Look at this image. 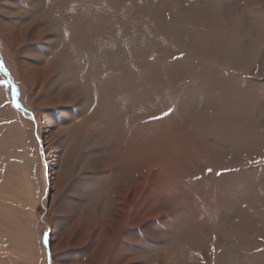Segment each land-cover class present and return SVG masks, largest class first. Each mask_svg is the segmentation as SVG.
I'll return each mask as SVG.
<instances>
[{
  "label": "rangeland",
  "instance_id": "rangeland-1",
  "mask_svg": "<svg viewBox=\"0 0 264 264\" xmlns=\"http://www.w3.org/2000/svg\"><path fill=\"white\" fill-rule=\"evenodd\" d=\"M4 1L0 0V10L4 11L2 18L13 27L20 28L42 15L39 0H18L10 5H3ZM47 1L53 0H44L43 8ZM131 1L62 0L65 8L52 6L45 10L44 29L47 26L57 28L55 34L49 35L56 43L47 44L52 52L50 56L58 49V40H62L64 34L85 32L89 23L117 9L109 8L106 11L108 5L120 6L132 12L130 10L135 11V6L150 7L163 2ZM175 1L188 9L211 5L218 12L221 10L213 25H219L215 26L218 29L216 35L225 38L229 44L227 51L232 56L229 63H221L215 58H205L187 51L180 53L184 50L183 46L175 43L173 35L162 30L154 32L151 28L155 27L154 20H145L152 38L159 40L162 47L152 51L151 55L146 50L148 57L144 65L136 66L134 69L137 73L129 77L131 82H136L135 86L126 94L128 98L150 96L151 108L155 113L164 110L159 120H166L168 124H154L145 128L143 123L144 129L140 130L139 135V130L126 129V139L123 136L120 144L116 137L107 140V126H100L101 119H104L101 116L87 132L84 141L73 148L75 151L70 150L75 143L69 129L76 123L78 126L80 117L84 116L83 112L81 115L77 113L76 107L68 117L63 115L67 111L66 106L45 108L49 118L43 117V125L39 126L41 121L38 120L37 111L29 104L32 102L30 87L26 88L19 80L21 72L17 62L28 45L11 47L0 39V264H53L56 256H69L66 264L90 262L88 250L92 248L102 225L116 216L115 207H122L127 212H123L122 217L126 218L118 233L125 246L126 264H178L185 261L184 253L171 254L167 259H162L158 251L167 245L175 215L187 210L190 214L200 210L203 220L207 222L214 216L223 215V220L228 223L229 213H234L238 221L242 211H248L253 222V231L242 229L237 232L232 229L234 239L223 238L224 242H236L235 259H232L231 251L223 247L216 249L211 245L225 231H216L207 223L204 227L206 232L202 235V249L210 244V250L207 253L203 250L191 253L196 256L198 264H222L221 261L223 264H243L242 259H247L248 264H264V243L257 240V237H264V67L260 64L264 49L253 59L249 48L256 30H247L245 38L240 34L241 28L230 27L226 13H223L227 6L239 4L243 12L242 21L247 18L264 27V0H253L255 6L251 8L248 7V0ZM166 17L165 22L168 20ZM123 21L131 22V19L125 17ZM11 30L8 28L3 33L16 37ZM46 36H43V46H46ZM163 46H168L173 54L179 52L177 57L181 58L172 60V54H167ZM43 56L44 61L46 53L43 52ZM230 59H233L232 63ZM132 66L135 67V63ZM192 108L195 113L201 112L203 119L209 122L185 126L183 117ZM172 120L181 122L184 130L176 129ZM153 123H157V120ZM154 126L155 129L151 131ZM196 126L213 137L203 144ZM188 134H193L198 141L187 138ZM188 144L193 145L186 149L188 154L180 151ZM214 145L216 150L210 149L214 152L218 150L221 160L219 165L211 167L207 147ZM184 156L188 161L195 158L203 163L205 160L209 164L205 173H196L194 177L189 172L180 171L177 165L185 169L181 163ZM149 171L155 172L153 177L158 179L159 184L154 209L158 215L150 222L154 226L152 237L144 232L145 227L134 225L132 220L134 208L142 212L145 194L153 188L152 181L143 177ZM136 181L145 184V194L140 203L133 204L132 199L140 187L137 184L132 190L130 187ZM128 190L126 202L123 203L119 193ZM55 234L61 236L64 245L58 255L51 252V245L57 244ZM186 249L190 250L187 246ZM218 255L221 256L219 261ZM188 263L192 261L185 262Z\"/></svg>",
  "mask_w": 264,
  "mask_h": 264
},
{
  "label": "bare ground",
  "instance_id": "bare-ground-1",
  "mask_svg": "<svg viewBox=\"0 0 264 264\" xmlns=\"http://www.w3.org/2000/svg\"><path fill=\"white\" fill-rule=\"evenodd\" d=\"M15 1L18 0H5L3 5H10V3L14 4ZM27 1L29 2V0ZM39 1L41 2L39 4L41 10L43 9L42 13L40 12L42 15L35 17L32 21L25 23L20 28H17V26L13 27L10 23L6 22L2 18L4 11L0 10V39L11 47L28 45L20 54V59L17 62L19 71L21 72L19 80L22 84H25V87H30L29 91L32 96V102L29 104L35 107L37 111L38 120L41 121L40 123L38 122L39 126L43 125V117L49 118L47 116L48 112L44 111L45 108L61 105L66 106L67 111L65 110V112H63L65 117H68L70 112H74V107L77 108L76 111L79 115L83 112L84 116L80 117L78 121L79 125L77 126L76 123L69 129V131H71L70 136L72 137V141L75 143L72 144L70 150L73 148L75 149L79 143L81 144V142L84 141L83 139L87 132L100 120L101 116H103L104 119H101L102 122L100 126H107V140H112L116 137L119 144L123 142V136L126 139V129L140 131L144 129L143 123H145V128L151 127L154 124H168L166 120L160 122L159 119L161 116L159 115L162 114L164 110L155 113L153 108H151L153 104L150 102V96L145 95L147 98H143L141 95H136L128 98L126 94L130 91L131 87L135 86L134 84L136 82H131L129 77L137 73V70L134 69L136 66L142 67L144 65L148 57L147 54H145L146 50L148 49L150 51L148 53L151 55L154 51L162 47L159 40L152 38L153 36L150 33L148 25L145 24V20H154L155 27H151L154 32L156 30H162L165 31L164 33L166 34L169 32L168 35H173L175 43L177 45L181 43L180 45L183 46L182 48L184 50H181L180 53H185V51H187L193 55L215 58L221 63H229V58L232 56V53L227 51V49H229V44L225 38L220 37L219 34L216 35V33H218L216 27H219V25L216 24V27L213 25V22L217 19V15L221 14V10L218 12V10L211 5L190 7V9H188L186 6H181L178 1L162 0L163 2L160 3V5H155L154 3L150 7L135 6L134 9L136 10H130L132 12H128V10L120 6L115 7L114 5L110 7L108 5L105 9L106 11H108L109 8L117 9L113 12L108 11L109 14L106 16L99 17L95 19L94 22L89 23L85 32L64 34L62 36L63 39L58 40L60 41V43H57L59 46H56L58 49L51 57L50 55L52 52L48 45H53L54 39L49 35L50 33L55 34L54 32H57V28L54 29L55 27L53 28V26L51 28L47 26V29H44L43 12L45 10L48 11L52 6L60 8L65 7L61 4L62 0L47 1L44 8V0ZM248 1V7L251 8L255 6L253 0ZM131 2H133V0ZM135 2L134 0V3ZM122 3L124 4L123 1ZM256 6L258 5L256 4ZM130 8H132V6ZM223 13H226L225 18L231 23L230 27L241 28L240 34L244 35L245 38L247 30L251 28L256 30V34L251 38L249 48L252 52V58L254 59L258 52L264 49V31H261L264 27H261L259 23L251 22L247 18L242 21L241 17L243 16V12L239 4H233L231 7L227 6ZM14 14H12V16ZM213 15L216 16L213 17ZM125 17H130L131 22L128 21L124 23L123 18L125 19ZM164 17L171 23L168 22V24H166L167 21H164ZM224 27L229 26L224 25ZM8 28L12 29L11 31L14 32L16 37L11 34V36H7L3 33L4 30H8ZM45 34H47L46 46H43L42 40ZM240 34L239 38L241 37ZM167 47L164 48L163 46V50L165 52L167 51V54H172L170 56L172 60L181 58L177 57L179 52L173 54ZM244 50H248V48H244ZM43 52L46 53L44 61ZM256 58L260 57L257 56ZM232 61L233 59H230V63H232ZM132 63H135V67H130ZM260 64L264 67V55L261 56ZM262 73L264 74V70ZM155 78L157 79V77ZM152 79L153 78H151V80ZM157 90L159 89L157 88ZM202 116L203 114H201V112L195 113V110L193 112V108L190 109L189 114L183 117L185 119V126L186 124L191 125L195 122L201 124L208 123L209 121L203 119ZM154 120H157V123H153ZM172 122L176 129L179 128L184 130V127L181 126V122L178 123V121L174 122L173 120L171 123ZM155 126L150 130L153 131ZM196 129L200 134L199 137L203 141V144L207 143L208 139L213 137V135H208L209 133H207V131L198 129L197 126L195 127V130ZM137 133V135H139L141 131ZM149 135H151V133ZM187 138L198 141L193 134H188ZM166 140L168 141V139ZM102 141L105 142L104 140ZM102 141H100V143ZM131 146H133V143H131ZM191 147H193V145L188 144L186 148L181 147L180 151L188 154L186 149H190ZM211 147L216 150V146L214 145L207 147L210 153L207 154L203 150L202 152L209 155V161H212L211 167H213L220 164L221 156L218 150L214 152L210 149ZM74 151H72V153ZM181 159L183 160L181 163L184 165L185 169H180L181 165H177L179 170L189 172L194 177H196L197 174L203 175L205 173V168L209 166L205 160H203V163H201V160H196L195 158L192 161H188L187 156L181 157ZM154 173L155 172L149 171L148 174L143 176L148 180L150 179L153 183L152 190L146 192V194L143 192L145 187L143 183L136 181L130 187V190L134 188L135 184L140 187V189L135 192L134 198L132 199L133 204L137 202L140 203L143 194L146 195H144L145 201L142 212L139 211V208L137 210L134 208L132 220L134 225L145 227L144 232L147 233L149 237H152L154 232V226H152L150 222L158 215L157 212L154 213V209L159 189L157 186L159 184H157L158 179L153 177ZM180 179L179 181H181ZM128 194L129 190L119 193L121 202H126L125 199H127ZM194 194H196V192ZM113 210L116 216L110 218L109 223H105L102 227L100 226L101 228L96 234V243L94 241L92 248L88 250L87 256H89L91 261L87 263L82 262L81 264H105L108 262L109 264H126V256H124L125 246L122 240L118 238V233L126 218L125 216L122 217L123 212H127H125V209L122 207H115ZM242 212V217H240L238 221L234 213H229L227 217L229 223L223 220L225 218L223 215L219 217L214 216L209 222H207V220L204 221L202 217L203 213H201L200 210H196L192 214L188 213V210L186 212L177 213L175 215L174 228L169 236V240L166 242L167 245H165L164 249L158 251V255L162 259H167L171 254L176 253L180 255L184 253L186 254L185 261L179 262L178 264H185V262L189 261H192V263L188 264H198L196 256L191 253L194 251H198L199 253V250H203L204 237L202 235L206 232L204 227H206L208 223V225L211 224L216 231H225L223 236L218 233V235L220 234L221 236H217L211 245L216 249L223 247L227 251H231L232 259H235L236 253L234 252V248H236V242H224L223 238L226 236L227 239H234L232 229L237 232H240L242 229L254 230L253 222L249 218L248 211ZM56 233L58 232L56 231ZM85 233H88V231ZM54 240H57V244L53 243V246L51 245V252L54 255H58V252L62 250L61 248L64 245L62 244V239L59 234H55ZM257 240L260 243H264V237H257ZM78 244L83 243L78 242ZM186 246L190 249L189 251H187ZM208 250H210V244H208V247L206 245L203 251L207 253ZM243 250L245 251L246 249L243 248ZM68 257L69 256H60L58 258L56 256V261H54L53 264H66L69 260ZM106 258L107 261H105ZM220 258L221 256L218 255L217 261H219ZM241 262L243 264L249 263L247 259H242ZM221 263L223 264L224 262L221 261ZM235 264L237 263L235 262Z\"/></svg>",
  "mask_w": 264,
  "mask_h": 264
}]
</instances>
